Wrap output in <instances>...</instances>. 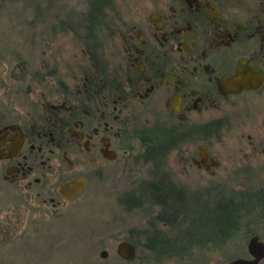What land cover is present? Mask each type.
Instances as JSON below:
<instances>
[{
	"label": "flooded vegetation",
	"instance_id": "1",
	"mask_svg": "<svg viewBox=\"0 0 264 264\" xmlns=\"http://www.w3.org/2000/svg\"><path fill=\"white\" fill-rule=\"evenodd\" d=\"M141 7L82 23L87 34L72 37L80 50L74 63L66 36L59 47L40 46V56L33 49L31 63L19 54L2 69L0 244L19 221L63 209L90 183L149 165L159 170L132 177L119 199L127 212L147 206L154 215L143 228L118 231L124 236L98 264H167L181 258L182 231L164 213L180 206L176 195L202 201L213 189L208 181L178 185L168 156L214 178L221 167L214 143L245 125L250 132L239 138L264 156V0H141ZM69 25H59L62 34ZM152 180L169 187L172 206L150 200ZM72 182L79 190L68 198L60 189Z\"/></svg>",
	"mask_w": 264,
	"mask_h": 264
},
{
	"label": "rangeland",
	"instance_id": "2",
	"mask_svg": "<svg viewBox=\"0 0 264 264\" xmlns=\"http://www.w3.org/2000/svg\"><path fill=\"white\" fill-rule=\"evenodd\" d=\"M113 1V10L109 8L100 21L142 9L141 0ZM87 11V0H0V77L5 64L23 59L19 54L30 62L33 49L40 56V46L47 43L59 47L66 36L70 37L66 47L70 48L71 62L78 61L79 45L72 37L76 31L87 34L81 25ZM65 24H71L67 35L59 30V25ZM234 128L225 131L221 143H214L211 149L221 164L214 178L191 170L174 152L168 156L166 167L168 171L172 169L178 185L193 190L203 188L208 181L214 198L216 194L219 198L223 195L225 200L239 205L238 233L214 251L211 245L204 251L194 247L181 260L170 259L167 264H228L234 259H250L246 245L251 237L257 236L264 243V195L257 194L264 191V156L249 149L247 138H239L240 133L250 132L247 125ZM183 150L188 153L187 147ZM130 169L110 181L90 183L63 209L49 208L47 216L41 210L34 222L19 221L9 241L0 244V264H98L99 253L111 251L117 243L114 237L124 236L118 231L143 228L154 215L151 207L127 212L118 204L122 194L133 188L132 177L143 178L153 172L149 165ZM249 198L258 204L257 208L246 204Z\"/></svg>",
	"mask_w": 264,
	"mask_h": 264
},
{
	"label": "trees",
	"instance_id": "3",
	"mask_svg": "<svg viewBox=\"0 0 264 264\" xmlns=\"http://www.w3.org/2000/svg\"><path fill=\"white\" fill-rule=\"evenodd\" d=\"M114 2L113 0H87L88 11L84 17V23L100 21L109 8L110 12L113 10ZM157 170L159 169L156 166L152 169V173H156ZM160 183L157 180L149 181L147 190L148 192L153 191L151 194H154L150 200L155 204L172 206L173 196L167 190L169 187L162 185L163 182ZM257 194L264 195V191L259 190ZM217 196L216 194L214 198L211 194L208 196L209 198H202L201 201L193 195H176V203L180 206L164 213L166 218L176 219L182 231L180 237L182 241L178 245L181 249L179 254L181 258L185 257L186 252L192 251L194 247L204 251L208 245H211V251H214L215 247L227 244L238 233L239 205H233L231 201L225 200L223 195L220 196L221 198ZM126 203L123 198L118 200V204L123 209ZM246 204L256 208L258 205L252 201V198H249ZM177 215L179 218H175ZM181 216L183 217L181 218Z\"/></svg>",
	"mask_w": 264,
	"mask_h": 264
},
{
	"label": "water",
	"instance_id": "4",
	"mask_svg": "<svg viewBox=\"0 0 264 264\" xmlns=\"http://www.w3.org/2000/svg\"><path fill=\"white\" fill-rule=\"evenodd\" d=\"M61 194L63 193L68 198L72 197L79 189L76 182L63 186L61 189ZM122 248V245L119 246ZM247 253L250 259H234L229 261L228 264H260L264 260V243L259 241L257 236H253L248 241ZM101 257H104V254L101 252Z\"/></svg>",
	"mask_w": 264,
	"mask_h": 264
}]
</instances>
